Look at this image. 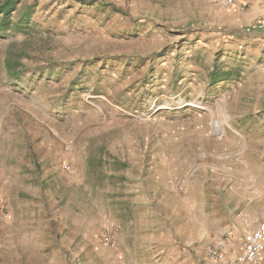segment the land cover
<instances>
[{"label": "rangeland", "instance_id": "obj_1", "mask_svg": "<svg viewBox=\"0 0 264 264\" xmlns=\"http://www.w3.org/2000/svg\"><path fill=\"white\" fill-rule=\"evenodd\" d=\"M18 1L0 13V264L241 249L264 224L252 1Z\"/></svg>", "mask_w": 264, "mask_h": 264}, {"label": "crops", "instance_id": "obj_2", "mask_svg": "<svg viewBox=\"0 0 264 264\" xmlns=\"http://www.w3.org/2000/svg\"><path fill=\"white\" fill-rule=\"evenodd\" d=\"M253 3L254 10V28H252V33L248 34L249 29H243L242 33L244 34L245 43H248L249 40L252 41V48L249 46L245 48V50L251 55H254L255 60V71L260 73V75H264V0H248ZM247 20L242 21L243 28H248L250 26V22ZM249 37V38H248ZM232 240L229 239V242ZM229 243L228 248L221 254V257L218 260L210 259L206 257V262L209 264H230L232 262L233 257L238 255L241 252L240 248L234 249ZM242 245V244H241ZM259 264H264V253L263 259Z\"/></svg>", "mask_w": 264, "mask_h": 264}, {"label": "built area", "instance_id": "obj_3", "mask_svg": "<svg viewBox=\"0 0 264 264\" xmlns=\"http://www.w3.org/2000/svg\"><path fill=\"white\" fill-rule=\"evenodd\" d=\"M229 245L228 239H217L207 249L210 259L218 260ZM264 253V224L254 234L246 236L241 252L233 257L230 264H259ZM198 264H209L206 260Z\"/></svg>", "mask_w": 264, "mask_h": 264}, {"label": "trees", "instance_id": "obj_4", "mask_svg": "<svg viewBox=\"0 0 264 264\" xmlns=\"http://www.w3.org/2000/svg\"><path fill=\"white\" fill-rule=\"evenodd\" d=\"M17 4H19L18 0H6L5 4L0 9V13L8 17Z\"/></svg>", "mask_w": 264, "mask_h": 264}]
</instances>
